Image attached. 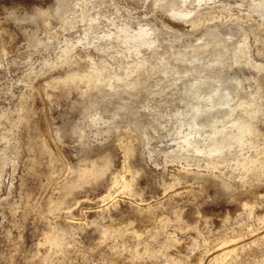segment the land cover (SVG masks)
<instances>
[{
  "label": "rangeland",
  "instance_id": "rangeland-1",
  "mask_svg": "<svg viewBox=\"0 0 264 264\" xmlns=\"http://www.w3.org/2000/svg\"><path fill=\"white\" fill-rule=\"evenodd\" d=\"M260 7L264 0H0V264H264V175L247 180L244 168L263 158L264 94L257 142L241 150L229 134L202 132L205 154L196 152L180 119L209 78L232 86L255 71L254 86L264 73ZM176 8L192 13L178 18ZM123 24L154 31L126 42ZM239 25L250 64L235 62L227 38ZM214 147L223 148L217 167L206 163ZM119 173L131 194L109 189ZM250 184L253 198L241 196ZM123 224L127 232H111Z\"/></svg>",
  "mask_w": 264,
  "mask_h": 264
},
{
  "label": "bare ground",
  "instance_id": "bare-ground-1",
  "mask_svg": "<svg viewBox=\"0 0 264 264\" xmlns=\"http://www.w3.org/2000/svg\"><path fill=\"white\" fill-rule=\"evenodd\" d=\"M40 8H38V9H40ZM263 9L264 8L260 7L259 10H258L259 11V15L261 17H263V18L261 19L260 16L255 18V25L257 27H259V28H262L261 21L264 20V11H263ZM46 12H47V9L45 11L42 10L43 14H45ZM190 13H192V12L191 11L179 10L177 8L173 10V15L174 16L176 15L178 18H184L187 15H189ZM168 24L171 25L170 22H168ZM117 27H118V25H117ZM245 27H247V26L246 25H239L238 27L229 28V34H228L227 38H228V41L230 42V44H231V42H234V44L237 45V50L235 51V55H234L235 62L237 63L238 61H243L246 64H250V62H251V58L249 56V51L250 50H249L247 41L244 38L240 37V34L245 32V29H246ZM119 28H120L119 31H121V32H123L125 34L124 40L126 42H129L130 40L135 41L138 38H142L143 36H145L147 34H151L154 31V29H152V28H154V26H147V25H142L137 30L133 29L134 30L133 32H131L132 29L131 30L129 29L130 28L129 24H123V25L119 26ZM116 32H117V30H116ZM117 34H118V32H117ZM233 36H238V37L234 38ZM73 61H74V63L77 62L78 58L75 57L73 59ZM256 66L258 68L260 67L259 64H256ZM252 72H255V71H249L246 74V80H244V79L243 80H236V81H234V84L232 86H224L223 82L217 77L209 78L207 81H205L203 83L204 87L202 89H199V92L197 93L196 103H194L192 105V108L190 109V111H188V112H186V113H184V114H182L180 116V119L190 129V131H188L186 133V135L184 137V140L187 143L192 144L195 147L196 152L205 154V151L199 148V142H200V138H202V132H205L206 135H208L213 140L220 134H222V135L229 134L233 138L237 139L239 150H241L247 144L251 145V146H253V144H256V142H257L256 138L257 137H255L256 140H255V142H253V139H252L251 135L254 136V134H255L254 123H253L254 118L258 117V116H256L257 113L258 112H262V108H263L262 95L264 94V73H259L256 70V72H258V75L260 74L259 78H258V81L256 83L254 82V84H253L254 86H250V85L248 86L249 81H247V80L248 79H252L253 80V78L251 76ZM90 80L96 82V84L99 82L97 74L91 75ZM213 81H217L216 88L207 90V87H209L208 83H212ZM64 82H66V81H64ZM70 86H72V85H70ZM67 87H69V86H67ZM55 91H57V89ZM212 91H214V94H215L214 96H212V94H213ZM57 94H58V92H57ZM21 116H22V128L25 131V133L28 134V132L30 131L29 130L30 115H28V113H26V112H23ZM39 126H40V124H39ZM256 136H257V133H256ZM259 148H261V147H259ZM259 148H257V149L259 150ZM222 149H223L222 147L211 148L209 150V153H207L208 156L211 155L210 156L211 159L210 160H206V163L207 164H215V165H211V166L217 167V163H219V158H220V154L222 152ZM256 153H258V152L256 151ZM257 156H256V158L253 161H250L249 163L245 164V166H244V168L246 169L245 172L247 174V180H251L252 181L254 179H259L262 175H264V152H263V155H262L263 156L262 159L258 158ZM106 162H108V160ZM90 173H88V174H90ZM78 175H79V173H78ZM92 175H94V173H92ZM100 177H101V175H100ZM96 178L94 180H97ZM83 180H85V179H83ZM89 181L91 182V180H89ZM60 183L62 184V182H60ZM70 183H69V185H70ZM71 185H72V183H71ZM216 185L218 187H222L223 189H226L227 191H229L230 192V194H229L230 198L235 197L237 195V193H232L230 191L228 185L225 184V182H223V181H217L216 180ZM68 188H70V186ZM112 188L116 189L117 191H120L121 193H123V195L124 194H131V191H132L131 188H130L129 182L126 180L125 175H123L121 173H119L118 175H115L114 179L112 180L111 185L109 186V189H112ZM65 189H66V187H65ZM253 192H255V188L253 187L252 184H250L248 188L243 189V192L241 193V196H244V197L245 196H249V195L253 196L252 195ZM106 196L107 195H103V198L106 197ZM244 197H243V199H244ZM254 197H255V194H254ZM250 198H253V197H250ZM229 201H231V199H229ZM67 202H68V200H67ZM72 202H74V201H72ZM242 203H243V201H242ZM106 209H109V208H106ZM105 210H103V211H105ZM106 211H108V210H106ZM139 212H142V208L141 207H138L137 209H135L134 213H139ZM65 213H67V212H65ZM100 213H101V211H100ZM97 214H99V212H97ZM129 215H130V213H129ZM66 221L67 220L65 219L64 221H61V223L59 224V233H60V235H64L66 233V231H67ZM68 221H69V219H68ZM96 222H97V220L95 219V220L89 222V224L93 225V224H96ZM86 223H88V222H86ZM122 223H124V222H122ZM70 225H73V224H70ZM74 226H76V225H73V227ZM125 226L123 224V225H120V226H117V227H113V228H111V232L115 233V231H117V232L120 231V233H121L122 230L126 229L127 226L126 227ZM104 236H105V234L101 233V236L98 239L99 240L98 241L99 244L103 241V237ZM54 238H56V236ZM54 238H52V239H54ZM53 241L52 240L49 241V239H48L49 243L50 242L54 243ZM229 250H231V249L229 248Z\"/></svg>",
  "mask_w": 264,
  "mask_h": 264
}]
</instances>
